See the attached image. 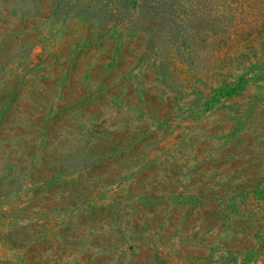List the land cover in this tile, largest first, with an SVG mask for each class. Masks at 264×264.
Listing matches in <instances>:
<instances>
[{
  "label": "rangeland",
  "instance_id": "rangeland-1",
  "mask_svg": "<svg viewBox=\"0 0 264 264\" xmlns=\"http://www.w3.org/2000/svg\"><path fill=\"white\" fill-rule=\"evenodd\" d=\"M0 264H264V0H0Z\"/></svg>",
  "mask_w": 264,
  "mask_h": 264
}]
</instances>
